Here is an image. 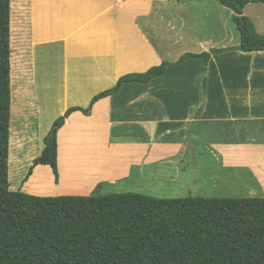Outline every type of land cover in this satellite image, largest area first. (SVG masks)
<instances>
[{"label":"crops","instance_id":"0c3cea01","mask_svg":"<svg viewBox=\"0 0 264 264\" xmlns=\"http://www.w3.org/2000/svg\"><path fill=\"white\" fill-rule=\"evenodd\" d=\"M16 4L11 5V30L16 13L33 74L40 62L46 83L65 103L61 116L71 106L88 107L122 75L172 62L148 82H125L99 99L90 114L78 110L65 118L57 133L58 181L50 165L34 164L21 184L26 193L158 201L264 199V51L228 49L240 43V32L227 37L215 0ZM198 6L206 7L202 16L208 29L219 34L198 37L204 46L197 52L225 48L211 54L205 72L203 59L176 64L187 50L170 49L183 40L186 19L192 32ZM244 14L264 34L255 16L264 19V2L249 3ZM166 24L174 28L164 32ZM228 25L233 28L229 20ZM154 183H165L175 193L156 198L150 193ZM183 184L186 195L177 193L185 191Z\"/></svg>","mask_w":264,"mask_h":264},{"label":"trees","instance_id":"16d2710c","mask_svg":"<svg viewBox=\"0 0 264 264\" xmlns=\"http://www.w3.org/2000/svg\"><path fill=\"white\" fill-rule=\"evenodd\" d=\"M12 1L0 0V264H264V199L158 201L131 195L39 196L10 189L11 5L17 0ZM218 1L233 10L241 36L228 49L264 51V34L244 14L249 3L264 0ZM224 50L186 52L176 64L201 58L205 72L211 54ZM170 64L164 60L144 72L122 75L88 107H69L44 136L34 164L50 165L58 181L60 121L78 110L90 114L99 99L115 94L125 82H148Z\"/></svg>","mask_w":264,"mask_h":264},{"label":"rangeland","instance_id":"374dc122","mask_svg":"<svg viewBox=\"0 0 264 264\" xmlns=\"http://www.w3.org/2000/svg\"><path fill=\"white\" fill-rule=\"evenodd\" d=\"M215 1L222 7L219 8L217 12L219 17L221 16L223 20V26L225 27L224 31L227 37L229 36L230 39H233L234 35L238 34L239 36V31L235 23L232 22L233 20L231 21V9L222 6L219 1ZM14 6H17V4ZM164 10L169 13L166 7H164ZM205 11H207L205 6L194 7L193 12L199 14L194 23H191L192 25L194 24L195 27L192 29V32H190L191 28L188 27L190 23L186 19L185 23L181 24V26L184 25V28L180 31L183 34V40L171 44L170 49L173 48V51L185 49L187 50L186 52H197L199 47L204 46L198 37L207 33L213 34L216 31L217 35L219 34L218 30L213 31L212 29H208V19L202 16ZM255 16L257 17L258 30L264 32V19L258 14ZM15 20L13 19L11 30L12 115L9 147V185L11 190L26 192L23 190L24 187H22L21 184L27 180L31 172L30 168L34 165L36 157L39 156L40 152L43 150L44 136L50 130L54 121L61 116L60 111L65 103L58 100V93L54 91L56 88L48 86L46 83V78L43 76L44 71H42L40 62L36 65L35 75L33 74L30 49L28 45L25 44V41H23L26 32L22 34V32L18 31ZM228 20L233 28H230L228 25ZM253 23L255 22L253 21ZM173 28L174 26L172 24H166L164 26V32L168 29L172 30ZM224 31L223 34H221L222 36L224 35ZM13 57L15 58L12 59ZM37 59L39 61V57ZM11 167H13V174L11 173ZM27 184L30 186L33 185L32 182ZM17 185L18 188L16 187ZM164 185L165 183H154L150 193L156 198H166L165 195L175 193L171 188H164ZM21 187L22 190L19 189ZM183 187L185 191L177 193H184V195H186L189 190L188 186L183 184ZM201 192L208 193V191ZM196 193L200 194V192Z\"/></svg>","mask_w":264,"mask_h":264},{"label":"water","instance_id":"95a60500","mask_svg":"<svg viewBox=\"0 0 264 264\" xmlns=\"http://www.w3.org/2000/svg\"><path fill=\"white\" fill-rule=\"evenodd\" d=\"M64 123V119H62L61 121H60V125H62Z\"/></svg>","mask_w":264,"mask_h":264}]
</instances>
